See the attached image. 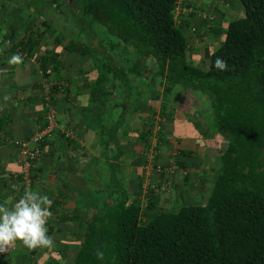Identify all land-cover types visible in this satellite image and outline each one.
<instances>
[{
    "label": "trees",
    "instance_id": "16d2710c",
    "mask_svg": "<svg viewBox=\"0 0 264 264\" xmlns=\"http://www.w3.org/2000/svg\"><path fill=\"white\" fill-rule=\"evenodd\" d=\"M238 1L241 15L229 19L223 29L219 18L209 26L215 35L223 31L222 37L215 48L205 46L206 59L200 65L190 57L188 34L194 28L190 26L194 14L190 11L186 18L176 19L178 0H74L70 14L79 39L63 44L64 49L79 53L80 61L86 55H98L102 74L129 93L134 77L148 80L146 96L138 89L133 99L126 97L121 118L105 129V142L115 146V158L124 153L117 136L123 115L145 107L147 101L162 102L157 137L165 141L163 135L170 132L163 124L168 118L165 103L171 101L177 86L206 97L210 115L203 126L192 122L204 138L221 135L223 145L214 156L202 199L190 200L176 184L171 208L159 205V194L153 192L142 205L141 174L131 188L116 178L106 187L104 200L85 216L75 253L59 252L58 258L49 256L47 264H264V0ZM20 5L35 18L43 16L45 7H54L51 0H21ZM17 23H11L8 36L12 47L20 45L36 58L44 75H48L49 60L59 73L64 67L60 53H37L41 39L34 36L32 24L25 27L26 34L13 39ZM218 57L227 62L226 71L215 68ZM139 135L143 150L147 149L152 128L145 126ZM176 150L177 166L186 167L180 158L185 151ZM135 162H142L141 154ZM188 179L187 173L182 180ZM98 251L104 253L103 259ZM36 252L28 250V257Z\"/></svg>",
    "mask_w": 264,
    "mask_h": 264
},
{
    "label": "crops",
    "instance_id": "0c3cea01",
    "mask_svg": "<svg viewBox=\"0 0 264 264\" xmlns=\"http://www.w3.org/2000/svg\"><path fill=\"white\" fill-rule=\"evenodd\" d=\"M1 14L0 12V16ZM11 25V22L1 24L0 20V204L14 206L26 189L47 195L53 200L52 217L47 224L48 234L54 239L55 245L51 249L39 248L29 258V249L18 241L14 249L8 253H0V264H33V260L39 264H47L46 259L49 256L58 258L59 252L71 255L75 253L78 238L84 229L85 216L94 212V207L100 200H104L106 187L110 183L118 178L123 179L124 184L130 188L135 185L140 168L135 165L134 159L137 156L133 154L135 152L131 150V146L134 143L138 146L137 132L145 126L147 111L159 103L147 101L145 107L133 113L129 110L123 115L124 121L117 136L124 144V153L115 158V146L111 142H105V129L121 118L125 108L122 103L126 97L133 99V93L138 89L142 92V97L146 96L148 81L139 84V78L143 77H134L136 87L129 93L102 74L98 68L101 66L98 55L89 54L85 56L88 58L80 61L82 57L74 52L73 61L66 60L62 56L63 53H68L63 47V40L55 45L50 39L39 38L38 54L51 55L53 50L62 54L59 60L64 68L60 72L65 74L69 86L65 97L56 95L57 117L60 124H66L74 132L72 136L66 137L62 131L55 129L51 135L45 136L41 144L42 153L31 168V180L25 182L17 179L15 172L19 169L18 144L28 139L33 130L43 123L44 107L40 96L43 77L39 73L41 67L36 58L23 59L20 65L8 63L16 55L12 38H8L13 29ZM24 34L25 32L18 33L16 25L13 39ZM189 44L193 49L191 53L195 52L197 46ZM90 57L99 60L93 70L87 69ZM46 64L49 67L47 76L55 77L59 74L51 60L46 61ZM192 90L177 86L176 91L171 94L175 96L170 97L172 109L164 120V126L170 127V132L164 136L169 141L160 142L158 154V159L166 163L172 149L185 151L180 154V158L185 163L186 167H182L188 172L189 179H177L175 187L177 184L184 191L185 185L189 184L191 190L192 187L197 189L189 192L190 196L194 195L190 200L199 199L202 194L198 195L196 192L203 189L200 185L205 182L208 186L210 182L215 158L207 146L218 136H200L192 122L194 117L191 118L186 112L187 106L178 102L185 101L186 95ZM5 96L10 99L5 101ZM122 129H127L126 133H122ZM115 192L114 189L113 193ZM202 198L203 196L200 197Z\"/></svg>",
    "mask_w": 264,
    "mask_h": 264
},
{
    "label": "rangeland",
    "instance_id": "374dc122",
    "mask_svg": "<svg viewBox=\"0 0 264 264\" xmlns=\"http://www.w3.org/2000/svg\"><path fill=\"white\" fill-rule=\"evenodd\" d=\"M51 1L54 7L53 8L48 7V6L45 7L43 16L35 18V17H31L30 14H28V11L25 10L24 7L20 5L21 0H0V12L2 13L0 16L1 24H6V23L8 24L9 22L13 23L14 20H17L19 34H21L22 32H25L26 34L25 27L28 26V24H32L33 26L31 30L35 37H37L38 39L41 38L43 40L50 39L52 42L53 40L56 41V39L58 38L56 45H58V42L60 43V41L62 40L64 44L68 45L71 42L79 39V36L76 34V29L73 26V20L70 14V9L72 7V3L74 2V0H60L58 3L56 0H51ZM176 10H179L178 13L176 11V19H179V20H180V16L187 17L190 11L193 12L194 14L192 16V20L190 23V26L194 28L191 29L190 32L188 31L190 33L188 34L189 36L188 39H189V43H194L197 46L196 47L197 50H195V52L193 53H190V54H193V56L190 55V57L191 59H193L195 63L202 65L204 64L203 61H205L206 59L205 58V46L206 48H209V49L215 48L218 45V42L220 38L222 37V32H223L221 31V33L215 35L214 33L211 32V30L209 29V26L212 25L213 23H216L215 19L219 18L218 20H219L221 29L225 28L227 21L229 19H232L235 16H239L242 14V5L238 0H178ZM18 16H21V17L18 18ZM42 20L48 21V24L43 23ZM203 20H204V23L202 22ZM100 34H104V33L102 32ZM81 37L83 41H85L84 36H81ZM116 53L115 55H117L116 58L118 59V54ZM73 55H74L73 53H63L62 56H64L66 60L70 59L71 61H73V59L75 58V56ZM84 58H88V57H84ZM90 59H91V62L87 69L93 70L95 69V67H97L96 64L99 63V60L95 58H91V57ZM51 77H54V76L52 75ZM60 77L66 78L65 74L59 71V74L58 75L56 74L54 78H60ZM139 79H138L140 81L139 84H145L148 81L147 79H144V78H139ZM131 83L134 84V80ZM132 86L133 88L135 87V85H132ZM120 87L122 86L120 85ZM187 90H190V89H187ZM192 92L190 91L186 95L185 101L180 102L178 100V102L182 103L183 105L185 104V106H187L186 112L188 113V115L191 118L194 117L193 119L197 120L198 121L197 123H200L203 126L204 124L203 122L205 121V118H207L210 115L208 102H207L206 97H204L199 92L197 93L196 90H192ZM170 97L174 98L175 96L170 95ZM155 103L157 104L159 103V105L158 106L155 105L153 107L149 106L150 110L147 111L148 113L145 116L146 117L145 126H149L150 128H152V135L154 134L156 135V133H158L160 129V125H159V128L156 127V132L153 128H155V126L158 125V121L160 120V117H161L158 114V112L161 111V108H162V102L160 100H157ZM164 109L166 110L165 111L166 115H170V112H171L170 109L172 108L170 107L169 102L165 103ZM153 124H154V127H152ZM145 126L141 129L140 132H142ZM140 132L138 131L137 136H136V139L139 142L138 143L139 147L136 145V143L132 144L131 146V150L135 152L133 153L135 156H137L138 154H140V152L143 151V138L140 137L139 135ZM166 135L167 134L163 135V138H165L164 136ZM199 135L201 136L200 132H199ZM165 140L169 141V139L167 138H165ZM222 141H223V138L221 137V135H218L216 136V138L212 139V143H210V145L208 144L207 146V148H209L211 151L210 154H213V156H215L221 150V146L223 144ZM135 165H136V162H135ZM187 173L188 172L185 170V173L182 172V173L172 175L171 179L173 180V185L168 191H163L159 193V205L165 206L166 208H171L175 200V197H176L175 193L177 189L174 185L175 180L177 181V179H180L181 181L184 175H186ZM188 186L190 185L189 184L185 185V190L183 191V195L190 198L192 196V195L190 196L191 191H194V190L197 191V189H193L192 187V190H191V187H188ZM200 186L203 189L198 192L196 191L195 192L198 195L201 193L202 194L201 196H203L205 194L204 192H206L207 184L204 182ZM192 197H194V195Z\"/></svg>",
    "mask_w": 264,
    "mask_h": 264
},
{
    "label": "built area",
    "instance_id": "2783aa9c",
    "mask_svg": "<svg viewBox=\"0 0 264 264\" xmlns=\"http://www.w3.org/2000/svg\"><path fill=\"white\" fill-rule=\"evenodd\" d=\"M176 9L177 6L175 10ZM176 11L177 13L179 12V10ZM6 41L9 42L8 39ZM14 51L16 55L19 54L22 58L29 60L33 59L26 51L22 50L20 45L14 47ZM39 73L43 77L42 90L40 93L42 94L44 101L42 116L43 123L33 130L28 139L22 140L18 144L19 169L15 172V176H19L25 182H29L31 180V168L42 153L41 144L44 137L51 135L55 129L62 131L66 137L72 136L74 132L72 128L66 126V124L59 123L57 117V106L56 103L53 102V98L56 97L57 94L60 96L64 95L69 82L64 78H54L44 75L41 68H39ZM52 89H54V92H52ZM156 127L159 128V125L155 126V132ZM159 144L160 142L156 133V135L154 134L151 136L149 147L140 152L142 155V162L139 164V172L143 178L140 194L142 205L147 204L150 192L159 194L160 192L168 191L173 185V180L171 179L173 174L175 175L182 172L185 173V169L181 166H177L175 161L177 150L172 149L170 151L169 160L166 163H163L158 159Z\"/></svg>",
    "mask_w": 264,
    "mask_h": 264
},
{
    "label": "clouds",
    "instance_id": "9594fccd",
    "mask_svg": "<svg viewBox=\"0 0 264 264\" xmlns=\"http://www.w3.org/2000/svg\"><path fill=\"white\" fill-rule=\"evenodd\" d=\"M8 63L20 65L23 58L13 55ZM215 68L220 71L228 69L227 62L221 58L215 60ZM10 97L5 96L4 100ZM53 200L38 191L26 189L22 197L12 207L0 204V253H8L17 246V242L29 250L39 248L51 249L54 239L48 234V220L52 217L50 208ZM100 259L104 258L102 251L97 252Z\"/></svg>",
    "mask_w": 264,
    "mask_h": 264
}]
</instances>
